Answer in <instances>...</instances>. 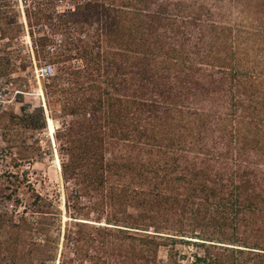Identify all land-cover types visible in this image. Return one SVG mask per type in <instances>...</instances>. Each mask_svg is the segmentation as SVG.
Wrapping results in <instances>:
<instances>
[{
	"label": "trees",
	"instance_id": "1",
	"mask_svg": "<svg viewBox=\"0 0 264 264\" xmlns=\"http://www.w3.org/2000/svg\"><path fill=\"white\" fill-rule=\"evenodd\" d=\"M22 1L69 119L37 264H264V0Z\"/></svg>",
	"mask_w": 264,
	"mask_h": 264
},
{
	"label": "rangeland",
	"instance_id": "2",
	"mask_svg": "<svg viewBox=\"0 0 264 264\" xmlns=\"http://www.w3.org/2000/svg\"><path fill=\"white\" fill-rule=\"evenodd\" d=\"M4 31L8 32L7 38L2 37ZM28 32L23 1L0 0V99L5 108L0 114V264H37L39 261L30 249L33 243L42 244L44 235L28 230L16 236L19 231L14 226L21 216L34 228L43 218L35 213L37 206L48 212L46 206L52 203L61 213V235L67 221L59 170L62 154L54 132L69 119L52 120L45 97V108L41 106L37 78L42 88L39 69L45 64L35 59ZM5 69L7 75L1 74ZM18 91L22 93L17 94ZM39 110L43 111L42 115ZM24 114L30 118H24ZM35 196L41 202L35 204ZM17 198L19 205L15 203ZM165 254L164 250L160 251L162 259Z\"/></svg>",
	"mask_w": 264,
	"mask_h": 264
},
{
	"label": "built area",
	"instance_id": "3",
	"mask_svg": "<svg viewBox=\"0 0 264 264\" xmlns=\"http://www.w3.org/2000/svg\"><path fill=\"white\" fill-rule=\"evenodd\" d=\"M33 59H34V58H33ZM39 71H40V75H39V76H40V78H41V81H43V80H47V78H49V77L52 76V74H53L52 69H51L50 67H47V66H43L42 68L39 69ZM37 85H38V90H39V97H40L41 106H42L43 108H45L44 94H42L43 91H42V93H41L42 88L40 87V84H39V77L37 78ZM22 87H23V88H26L25 85H23ZM18 93L20 94V93H22V92H21V91H18L17 94H18ZM3 111H5V108H4V106H3L2 102H1V99H0V114H1Z\"/></svg>",
	"mask_w": 264,
	"mask_h": 264
},
{
	"label": "bare ground",
	"instance_id": "4",
	"mask_svg": "<svg viewBox=\"0 0 264 264\" xmlns=\"http://www.w3.org/2000/svg\"><path fill=\"white\" fill-rule=\"evenodd\" d=\"M49 122H50V124H51V126H52V125H53L52 121H51V120H49Z\"/></svg>",
	"mask_w": 264,
	"mask_h": 264
},
{
	"label": "water",
	"instance_id": "5",
	"mask_svg": "<svg viewBox=\"0 0 264 264\" xmlns=\"http://www.w3.org/2000/svg\"><path fill=\"white\" fill-rule=\"evenodd\" d=\"M59 170H60V167H59Z\"/></svg>",
	"mask_w": 264,
	"mask_h": 264
}]
</instances>
